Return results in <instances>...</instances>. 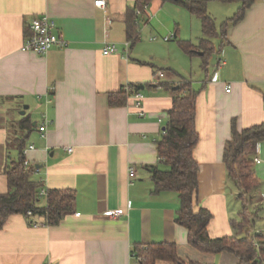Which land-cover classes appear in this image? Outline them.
Here are the masks:
<instances>
[{"label":"crops","instance_id":"1","mask_svg":"<svg viewBox=\"0 0 264 264\" xmlns=\"http://www.w3.org/2000/svg\"><path fill=\"white\" fill-rule=\"evenodd\" d=\"M207 1L217 36L204 58L196 48L199 19L172 2L152 0L142 14L135 11L138 37L131 41L126 12L135 0H107L105 9L96 8L94 0H0V194L7 191L5 167L17 155L8 143L28 116L36 127L25 149H34L24 156L40 168L34 179L45 190H70L75 196L73 211L54 226L41 218L34 227L25 216L9 217L0 230V264H137L134 247L152 242L174 243L183 264H237L231 253L191 247L186 229L174 221L177 194L156 193L151 180L159 164L156 143L172 106L162 84L177 89L190 82L197 93L194 210L211 213L209 237L232 235L230 222L239 220L242 204L227 180L223 150L233 123L238 131L264 123V0H253L225 31L223 23L241 4ZM43 15L54 21L66 46L45 55L22 50L31 21ZM181 42L193 49L185 51ZM109 45L117 52L104 55ZM218 61L224 62L219 69ZM157 71L164 73L160 85ZM122 91L129 94L125 104L110 107L109 96ZM135 92L142 96V117L134 107ZM252 169L258 186L247 208L256 213L254 233L264 235V142ZM44 204L42 199L39 205ZM119 209L122 216H106Z\"/></svg>","mask_w":264,"mask_h":264},{"label":"trees","instance_id":"2","mask_svg":"<svg viewBox=\"0 0 264 264\" xmlns=\"http://www.w3.org/2000/svg\"><path fill=\"white\" fill-rule=\"evenodd\" d=\"M152 0H135L133 7L126 12L128 40L134 41L138 37L135 11L149 5ZM175 3L190 14L196 16L201 24L202 37L197 49L203 52L206 58L213 52L212 39L217 36V28L213 18L207 11V0H161ZM222 4L238 2L240 7L232 18L226 20L222 30L230 23L240 21L245 10L253 0H217ZM225 31V30H224ZM223 31V32H224ZM182 48L190 52L193 46L187 42L180 43ZM162 86L171 94L172 106L167 111V120L160 140L156 143L159 164L154 166L151 176L154 191L175 192L179 199V209L174 219L175 223L187 231L188 244L206 254H233L237 264H264V235L254 233L256 213L247 208L250 202L249 195L257 188L258 180L252 166L258 144L264 142V123L238 131L233 123L231 138L226 142L223 150V163L226 169L227 180L237 190V198L242 204L239 220H231V236L211 238L207 227L212 218L211 213L199 208L197 204L198 164L193 158V150L198 141L195 129L196 91L190 82H182L177 89L163 83ZM129 94L126 91L109 96L110 107H121L125 104ZM28 116L18 122L19 133L8 143L16 151V158L6 165L4 173L7 179V191L0 194V230L9 217L22 215L27 217L31 212L36 218L43 219L47 226L57 225L66 215L73 211L74 192L70 190H46L45 204L39 205L42 200L39 191L42 184L34 179L35 168L24 167L25 156L23 151L27 139L35 130ZM257 243V247L254 243ZM133 256L137 264H183L177 255V248L170 242H152L136 245ZM188 264H197L189 262Z\"/></svg>","mask_w":264,"mask_h":264},{"label":"built area","instance_id":"3","mask_svg":"<svg viewBox=\"0 0 264 264\" xmlns=\"http://www.w3.org/2000/svg\"><path fill=\"white\" fill-rule=\"evenodd\" d=\"M106 3H107V0H94L93 5L96 8L105 9ZM147 7L148 5H144L141 10L140 9L136 10V15L142 14L147 9ZM29 28H30V35L22 46V50L24 51L33 52L38 55H45L52 47L62 48L66 46V42L64 41V39L56 31V25L54 21L51 20L46 15L34 18L31 21ZM154 39L155 38H152V40ZM163 40L168 41L169 37H166ZM129 43H130L129 41L125 43L126 48L129 47ZM116 52L117 50L114 45H109L105 47V49H103L104 55L114 54ZM223 64H224L223 61H218V63L216 64V68L219 69ZM217 75H218L217 71H215L213 76L210 79V82L212 83L216 82L218 78ZM163 77H164V73L162 71H157L155 74V81H156L155 83L157 85H160V82L163 79ZM226 92H229V89H226ZM133 98H134V107L138 111V116L140 117L144 116L145 113L142 110L141 94L138 92H135ZM44 131H45V123H43L42 126L39 127L40 133H44ZM162 133H163V130H162ZM33 149L34 147L30 145L29 147H27V149H24L23 155H25L28 150H33ZM68 151L71 152V149L69 148ZM23 165L24 167L32 166L26 159ZM34 168H35V175H36L40 172V168L39 167H34ZM128 175L130 178H133L134 170L129 169ZM46 194H47L46 190L44 188H41L39 191V197L41 199H44L46 197ZM263 200H264V195H263ZM123 214H124V211L119 209V210L107 212L106 216L117 218V217L122 216ZM27 218L32 226L36 227L38 225V223L34 221L36 217H34L31 212L27 213ZM254 245L256 247L258 246L256 242L254 243Z\"/></svg>","mask_w":264,"mask_h":264},{"label":"rangeland","instance_id":"4","mask_svg":"<svg viewBox=\"0 0 264 264\" xmlns=\"http://www.w3.org/2000/svg\"><path fill=\"white\" fill-rule=\"evenodd\" d=\"M214 57H215V55L212 56L211 61L214 59ZM229 205H230V207L233 206V200H231V199L229 200Z\"/></svg>","mask_w":264,"mask_h":264},{"label":"water","instance_id":"5","mask_svg":"<svg viewBox=\"0 0 264 264\" xmlns=\"http://www.w3.org/2000/svg\"><path fill=\"white\" fill-rule=\"evenodd\" d=\"M27 108H28L27 106H24V107H23V110L21 111V115H24V114H25V110H26ZM33 125H34V123H33ZM162 130H164V128H163Z\"/></svg>","mask_w":264,"mask_h":264}]
</instances>
